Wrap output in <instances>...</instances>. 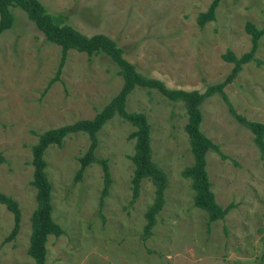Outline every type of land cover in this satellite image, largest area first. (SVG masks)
Returning <instances> with one entry per match:
<instances>
[{
    "label": "rangeland",
    "instance_id": "374dc122",
    "mask_svg": "<svg viewBox=\"0 0 264 264\" xmlns=\"http://www.w3.org/2000/svg\"><path fill=\"white\" fill-rule=\"evenodd\" d=\"M40 1L82 33L111 37L142 74L169 87L199 91L229 72L232 63L221 57L225 48L236 55L249 48L244 22L264 26V0H218L214 17L202 26L196 15L211 0ZM11 9L13 21L0 32V191L18 202L21 218L15 237L2 242L12 215L0 203V264H34L26 253L29 214L35 206L30 145L47 127L93 115L119 89L122 78L105 53L69 48L57 78L50 81L59 45L46 40L24 10ZM254 54L264 60V33ZM222 88L238 113L264 121V62L242 63ZM125 107L145 113L152 157L167 175L164 203L151 234L141 237L153 184L142 179L137 197L129 202L128 155L134 142L129 134L134 126L114 114L96 133L95 154L107 158L111 176L100 208L99 163L87 164L74 181L87 135L74 132L60 146L45 149L52 217L64 229L57 236L48 234L45 264H264V151L220 94L202 100L199 127L225 155L209 149L205 156L215 200L232 206L209 228L206 212L193 205L190 179L180 174L191 161L182 102L135 87Z\"/></svg>",
    "mask_w": 264,
    "mask_h": 264
},
{
    "label": "trees",
    "instance_id": "16d2710c",
    "mask_svg": "<svg viewBox=\"0 0 264 264\" xmlns=\"http://www.w3.org/2000/svg\"><path fill=\"white\" fill-rule=\"evenodd\" d=\"M217 3L218 0H211L205 10L198 12L196 22L199 26L214 17V9ZM14 6L24 10L26 16L34 22L46 40L54 42L60 47L58 65L50 81L57 78L69 48L85 51L87 54L100 51L105 53L115 63L117 73L122 78L119 89L93 115L47 127L37 133L35 142L30 145V163L32 165L30 182L35 188V206L29 214L30 231L26 253L32 258L33 263L45 264V241L48 234L57 236L64 232V229L52 217L51 182L46 172L45 149L50 145L60 146L64 138L74 132H83L87 135V145L77 157L78 167L74 173V181L81 177L87 164L91 162L99 163L102 172V187L98 201V207L100 208L103 197L108 193L111 176L107 158L95 154L97 147L96 133L102 124L114 114L119 115L123 120L134 126L129 134L134 138L132 153L128 155L132 163L129 178L131 189L129 202L134 201L137 197L142 179L148 178L153 184V198L143 212L145 220L142 225L141 237L146 238L151 234V227L156 221L155 216L164 203L167 175L152 157L150 125L145 113L140 110H128L125 107L126 96L135 87L146 88L147 91L154 89L170 100H180L182 102L186 112V121L183 127L187 133L191 161L181 168L180 174L190 179L193 190L192 202L194 206L206 212V227L209 228L211 221L222 219L232 203L221 205L215 200L206 170L205 156L209 149L216 150L222 157L225 155L220 152L217 144L200 130L199 124L202 119L200 104L206 96L215 92L219 93L231 115L240 124L251 130L253 140L260 152L264 151V121L251 120L238 113L222 88L225 83L233 79L242 63L251 60L256 64L264 62L263 59L254 54L258 39L264 33V26L257 27L252 21L246 20L243 27L249 34V48L239 55H236L230 48H225L221 53V57L232 63L229 72L221 81L208 84L202 91H199L195 88L169 87L159 78L142 74L135 69L133 63L123 56L122 48L111 37L101 32L90 35L82 33L65 22L61 12L52 13L48 11L40 0H0V32L11 25L13 21L11 8ZM3 160L4 156L0 155V162ZM0 203L12 215V225L3 237L2 242H4L15 237L20 226L21 211L18 202L2 191H0Z\"/></svg>",
    "mask_w": 264,
    "mask_h": 264
}]
</instances>
